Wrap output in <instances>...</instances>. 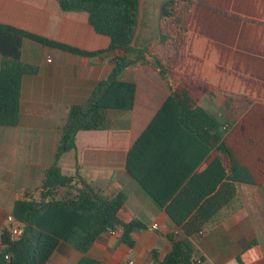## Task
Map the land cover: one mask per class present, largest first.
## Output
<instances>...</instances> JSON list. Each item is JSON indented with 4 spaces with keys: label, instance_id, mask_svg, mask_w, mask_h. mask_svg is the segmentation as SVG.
Instances as JSON below:
<instances>
[{
    "label": "crops",
    "instance_id": "crops-1",
    "mask_svg": "<svg viewBox=\"0 0 264 264\" xmlns=\"http://www.w3.org/2000/svg\"><path fill=\"white\" fill-rule=\"evenodd\" d=\"M194 11L197 29L176 71L163 77L149 57L125 67L120 79L136 84L133 108L108 110L105 128L78 131L76 148L57 161L64 174L77 173L109 197L122 193L118 216L144 225L130 232L132 245L123 241L119 227L102 232L87 251L101 264H155L152 250L161 258L171 250L170 235L184 237L125 166L131 145L182 75L200 82L197 103L226 126L223 142L238 188L233 202L202 227L204 233L189 238L193 259L198 264H264V102L258 101H264V0H202ZM0 23L89 51L108 45V38L88 24L86 12L64 11L57 0H0ZM123 55L128 56L114 50L83 56L22 40L20 60L30 70L21 79L18 123L0 126V251L14 202L33 194L54 162L67 109L85 102L95 84L107 77L113 60ZM6 60L0 55V68ZM165 157L167 166L181 169L190 167L197 154ZM82 256L60 241L46 264H78Z\"/></svg>",
    "mask_w": 264,
    "mask_h": 264
},
{
    "label": "trees",
    "instance_id": "trees-1",
    "mask_svg": "<svg viewBox=\"0 0 264 264\" xmlns=\"http://www.w3.org/2000/svg\"><path fill=\"white\" fill-rule=\"evenodd\" d=\"M57 2L64 11L86 12L88 24L108 38V45L89 51L0 23V55L8 58L0 68V126L18 123L21 79L30 70V65L20 60L24 38L83 56L114 50L132 52L139 0ZM195 2H160L158 36L154 42L161 46V52L154 64L163 77L174 72L175 66L184 59L186 17ZM165 28H169L168 31ZM143 52L138 49L133 58L118 56L107 77L95 84L86 101L69 106L54 162L46 169L39 188L14 202L12 215L20 223L21 232L15 239L3 232L0 264H46L60 241L83 254L78 264H101L89 257L87 251L96 238L110 228H121V238L132 245L130 232L144 225L136 220L125 222L118 216L124 195H105L77 173L64 174L57 161L63 152L76 148L78 131L104 129L108 110L133 108L136 84L120 79V74L128 65L144 59ZM200 87L198 80L182 75L126 154L127 174L184 233L181 239L169 236L171 250L163 257L151 251L155 264H197L189 238L229 206L238 194L234 165L223 142L226 126L197 103L195 91ZM179 152L197 154V159L188 168L167 166L166 154ZM212 153L215 154L213 159L196 172Z\"/></svg>",
    "mask_w": 264,
    "mask_h": 264
},
{
    "label": "rangeland",
    "instance_id": "rangeland-1",
    "mask_svg": "<svg viewBox=\"0 0 264 264\" xmlns=\"http://www.w3.org/2000/svg\"><path fill=\"white\" fill-rule=\"evenodd\" d=\"M201 1L202 0H196V2L194 3L193 7L191 8L190 12L188 13V15L186 17V26H187L186 27V29H187L186 36H187V39H186L184 59L186 57L188 42L190 41V38L194 34V31H196V29H197L196 24H198L197 20L195 19L194 8L196 5L200 4ZM214 9H216V8H214ZM217 11H219V13H223L227 16H230V17H233L236 19H241V20L243 19V20H247V21H251V22L254 21L253 19H250V18L244 17V16L242 17V16H240L234 12H230V11H226V10L224 11L222 9L221 10L218 9ZM157 22H158V11L157 10H154L152 12V14L149 13L147 20H145V21L141 20L140 21L138 31H137V35H136V37L132 43V49H131L132 52L127 53L128 56L133 57V55L135 53H137L138 49H143V51H144L143 54H144L145 58L149 57V59L152 60L153 62L155 60V57L160 56L161 46L154 42L157 40V36H158ZM165 29H166V31H168L169 28H165ZM177 65L175 66L174 71H176ZM261 100H258V101L264 102Z\"/></svg>",
    "mask_w": 264,
    "mask_h": 264
},
{
    "label": "water",
    "instance_id": "water-1",
    "mask_svg": "<svg viewBox=\"0 0 264 264\" xmlns=\"http://www.w3.org/2000/svg\"><path fill=\"white\" fill-rule=\"evenodd\" d=\"M161 1H163V0H139V14H138V22H137L135 37L137 35V31H138L140 21L141 20H143V21L147 20L148 14L149 13L152 14V12L154 10H157L159 12V5H160ZM158 17H159V15H158ZM157 26H158V22H157ZM135 37H134V39H135Z\"/></svg>",
    "mask_w": 264,
    "mask_h": 264
},
{
    "label": "built area",
    "instance_id": "built-area-1",
    "mask_svg": "<svg viewBox=\"0 0 264 264\" xmlns=\"http://www.w3.org/2000/svg\"><path fill=\"white\" fill-rule=\"evenodd\" d=\"M47 60L49 61L50 58L48 57ZM7 219L11 224L9 231H8L9 236L11 239H15L21 232L20 223L14 218L13 215H8ZM156 227H157L156 223L152 224V228H156ZM108 231L111 233H114L116 231V228H110V229H108ZM203 233H204V231L202 229H200L197 234L201 235ZM127 264H133V261L130 260V261H128Z\"/></svg>",
    "mask_w": 264,
    "mask_h": 264
},
{
    "label": "clouds",
    "instance_id": "clouds-1",
    "mask_svg": "<svg viewBox=\"0 0 264 264\" xmlns=\"http://www.w3.org/2000/svg\"><path fill=\"white\" fill-rule=\"evenodd\" d=\"M255 258V257H254Z\"/></svg>",
    "mask_w": 264,
    "mask_h": 264
}]
</instances>
